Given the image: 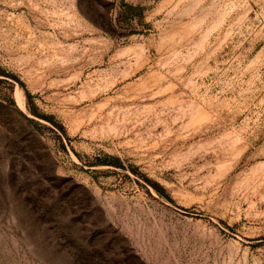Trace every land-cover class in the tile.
<instances>
[{"label":"rangeland","instance_id":"obj_1","mask_svg":"<svg viewBox=\"0 0 264 264\" xmlns=\"http://www.w3.org/2000/svg\"><path fill=\"white\" fill-rule=\"evenodd\" d=\"M104 1L0 0V264H264V0Z\"/></svg>","mask_w":264,"mask_h":264},{"label":"trees","instance_id":"obj_2","mask_svg":"<svg viewBox=\"0 0 264 264\" xmlns=\"http://www.w3.org/2000/svg\"><path fill=\"white\" fill-rule=\"evenodd\" d=\"M77 6L92 23L107 33L118 36L134 32L129 24L134 17L140 15L135 12L141 10L138 6L126 3L116 5L115 2H105L104 0H77ZM109 158L118 160L116 157ZM150 182L152 187L161 194L162 187L155 182Z\"/></svg>","mask_w":264,"mask_h":264}]
</instances>
